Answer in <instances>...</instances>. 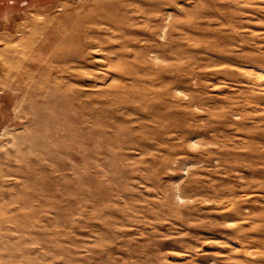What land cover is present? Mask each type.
Masks as SVG:
<instances>
[{
    "label": "rangeland",
    "instance_id": "rangeland-1",
    "mask_svg": "<svg viewBox=\"0 0 264 264\" xmlns=\"http://www.w3.org/2000/svg\"><path fill=\"white\" fill-rule=\"evenodd\" d=\"M60 3L95 6L79 66L32 28ZM16 37L0 264H264V0H0Z\"/></svg>",
    "mask_w": 264,
    "mask_h": 264
},
{
    "label": "bare ground",
    "instance_id": "bare-ground-1",
    "mask_svg": "<svg viewBox=\"0 0 264 264\" xmlns=\"http://www.w3.org/2000/svg\"><path fill=\"white\" fill-rule=\"evenodd\" d=\"M61 5L62 8H56L54 10V13L45 16L46 18L42 21L40 20L41 21L40 23H35V24L33 23L34 25L32 28L45 27V31L46 30L49 31L48 32L49 39H54L57 42H61V44L64 45H71L70 49L66 48L65 50L61 51V52H66L65 54L61 53L57 55V57L60 59L62 63H72L71 65L76 63L75 65L79 66V63L81 64L82 62H80L81 60H77V59L81 57L80 56L81 53L87 51L88 49L90 52H92V49L98 45L96 29L95 27H93V24H91L93 21H95V19L89 16L90 10L86 9V8L94 9L95 6L93 7V5L91 6L86 5L84 7V4H82L80 6H77V9H67L63 6L66 4L60 3V6ZM83 12L84 14H82ZM16 38H17L16 44H18L19 47L21 46L20 49L13 42L15 40L12 41L11 38L7 42H5V44H2L0 46V52L1 51L3 52V50L6 49L9 51H13L12 53L11 52L9 53L10 56L7 53V55L9 56L8 58L4 59L3 61H0V68L5 72L6 71L9 72L12 69L20 70V68H22L21 64H23L25 61L23 57H25V55L29 53V51L31 50V43L29 41L22 42L21 37H16ZM82 38L84 39L81 40ZM50 43L51 42H47L45 44V50H47ZM11 63L14 64V67L11 66ZM85 63L87 65H90L91 62L88 60L85 61ZM72 74H74V72H72ZM72 78L76 80L79 79L74 75L72 76ZM4 79L7 80V77Z\"/></svg>",
    "mask_w": 264,
    "mask_h": 264
}]
</instances>
